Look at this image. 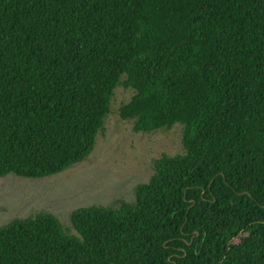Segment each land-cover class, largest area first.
<instances>
[{
	"label": "trees",
	"instance_id": "1",
	"mask_svg": "<svg viewBox=\"0 0 264 264\" xmlns=\"http://www.w3.org/2000/svg\"><path fill=\"white\" fill-rule=\"evenodd\" d=\"M182 125L133 200L0 226V264H264V0H0V178L83 161L115 88Z\"/></svg>",
	"mask_w": 264,
	"mask_h": 264
},
{
	"label": "rangeland",
	"instance_id": "2",
	"mask_svg": "<svg viewBox=\"0 0 264 264\" xmlns=\"http://www.w3.org/2000/svg\"><path fill=\"white\" fill-rule=\"evenodd\" d=\"M133 94V89L122 84L115 88L104 130L98 133L93 151L83 161L42 178L11 174L1 177L0 226L15 217L48 211L66 229L77 233L70 218L76 207L133 200L135 186L153 174L155 158L183 152L180 123L144 133L134 132L132 119L120 117V107Z\"/></svg>",
	"mask_w": 264,
	"mask_h": 264
}]
</instances>
